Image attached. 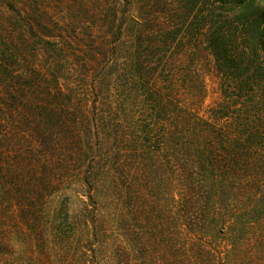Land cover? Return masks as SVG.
<instances>
[{
    "label": "rangeland",
    "instance_id": "1",
    "mask_svg": "<svg viewBox=\"0 0 264 264\" xmlns=\"http://www.w3.org/2000/svg\"><path fill=\"white\" fill-rule=\"evenodd\" d=\"M242 6L0 0L24 108L0 106V264H264V53ZM44 108L65 120L49 143L25 122Z\"/></svg>",
    "mask_w": 264,
    "mask_h": 264
},
{
    "label": "trees",
    "instance_id": "2",
    "mask_svg": "<svg viewBox=\"0 0 264 264\" xmlns=\"http://www.w3.org/2000/svg\"><path fill=\"white\" fill-rule=\"evenodd\" d=\"M191 2V4H195L197 0H186ZM221 3H226L227 0H218ZM240 3L242 4V16L245 17V22L241 23L243 26L246 27V33H248V43L245 47H249L251 55L256 57H260L261 53H264V12L259 13L260 9L254 4L256 0H228V2ZM212 14V13H211ZM260 14V15H259ZM206 20L200 14L196 15V24L199 26H203ZM215 27V26H213ZM217 27V28H216ZM211 33V37L209 38V46L215 55H222L223 57L228 58V50L227 47L221 43V30L222 26H216ZM245 32V31H244ZM21 86V83L17 81H0V88H3L2 92V100H0V106L4 107L7 112L10 114L15 113V111H19L20 108L24 110L23 107L20 106V92L17 88ZM22 88V87H21ZM30 100H27V104H23V106H29ZM46 108V107H45ZM44 111H34L35 117L40 116V121L36 119V123L33 126V121L28 119L27 125L31 129V134L33 137L39 141L49 143V139L52 136L55 137H62V133L64 132L62 127L65 124V120L63 119L62 115L55 116L49 110L45 109ZM37 112V113H36ZM45 114L49 117L48 120H42V115ZM38 120V121H37ZM48 121V122H47ZM24 122V123H25ZM54 123L55 125H51Z\"/></svg>",
    "mask_w": 264,
    "mask_h": 264
}]
</instances>
